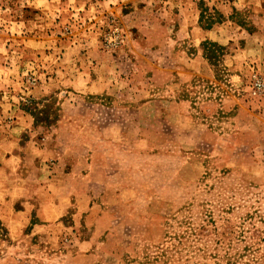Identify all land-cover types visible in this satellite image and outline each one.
<instances>
[{
    "label": "rangeland",
    "instance_id": "rangeland-1",
    "mask_svg": "<svg viewBox=\"0 0 264 264\" xmlns=\"http://www.w3.org/2000/svg\"><path fill=\"white\" fill-rule=\"evenodd\" d=\"M0 264H264V0H0Z\"/></svg>",
    "mask_w": 264,
    "mask_h": 264
},
{
    "label": "built area",
    "instance_id": "built-area-1",
    "mask_svg": "<svg viewBox=\"0 0 264 264\" xmlns=\"http://www.w3.org/2000/svg\"><path fill=\"white\" fill-rule=\"evenodd\" d=\"M261 85H262V83L256 81L255 86L260 87ZM256 90H257V89H256Z\"/></svg>",
    "mask_w": 264,
    "mask_h": 264
},
{
    "label": "crops",
    "instance_id": "crops-1",
    "mask_svg": "<svg viewBox=\"0 0 264 264\" xmlns=\"http://www.w3.org/2000/svg\"><path fill=\"white\" fill-rule=\"evenodd\" d=\"M226 1H229V2L231 1V2H232L233 0H226ZM9 159H10V158H9Z\"/></svg>",
    "mask_w": 264,
    "mask_h": 264
}]
</instances>
